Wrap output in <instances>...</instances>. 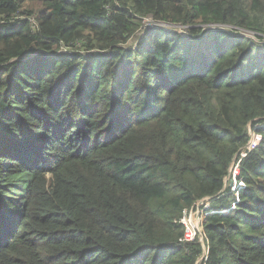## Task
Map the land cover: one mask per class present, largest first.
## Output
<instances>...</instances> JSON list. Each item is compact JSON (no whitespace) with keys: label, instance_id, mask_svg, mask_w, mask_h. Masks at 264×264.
Segmentation results:
<instances>
[{"label":"trees","instance_id":"obj_1","mask_svg":"<svg viewBox=\"0 0 264 264\" xmlns=\"http://www.w3.org/2000/svg\"><path fill=\"white\" fill-rule=\"evenodd\" d=\"M0 264H264V0H0Z\"/></svg>","mask_w":264,"mask_h":264},{"label":"rangeland","instance_id":"obj_2","mask_svg":"<svg viewBox=\"0 0 264 264\" xmlns=\"http://www.w3.org/2000/svg\"><path fill=\"white\" fill-rule=\"evenodd\" d=\"M151 24V22L150 21H147L146 22V26L144 27V29L145 28H147V27H152V28H156V27H158V28H160V27H162V28H166V26L164 25V24H154V25H150ZM178 31L180 30V32L181 33H184V28H179V29H177ZM212 29H210L209 31H211ZM260 139L258 138L257 139V144H259V141ZM254 141H256V139H254ZM228 179H227V181H229V176L227 177ZM196 224V225H195ZM192 225H193V227L196 229L197 227L199 228V222H198V219H196V221H195V223L193 222V220H192Z\"/></svg>","mask_w":264,"mask_h":264},{"label":"built area","instance_id":"obj_3","mask_svg":"<svg viewBox=\"0 0 264 264\" xmlns=\"http://www.w3.org/2000/svg\"><path fill=\"white\" fill-rule=\"evenodd\" d=\"M255 141L253 140V143H254ZM209 199H206V200H203L202 202H200L199 204H198V209H197V211L195 212V214H194V216H193V222L195 223V221H196V219H198V222H199V228L197 227L196 229H195V231H197L198 233H199V237H200V239H201V241H203L202 240V234H201V232H202V227H201V224H200V207L202 206V204H204L206 201H208ZM196 225V224H195Z\"/></svg>","mask_w":264,"mask_h":264},{"label":"clouds","instance_id":"obj_4","mask_svg":"<svg viewBox=\"0 0 264 264\" xmlns=\"http://www.w3.org/2000/svg\"><path fill=\"white\" fill-rule=\"evenodd\" d=\"M227 179H228V178H227ZM227 179H226V182H228ZM203 258H204V257H202V259L200 260V262L203 260Z\"/></svg>","mask_w":264,"mask_h":264}]
</instances>
